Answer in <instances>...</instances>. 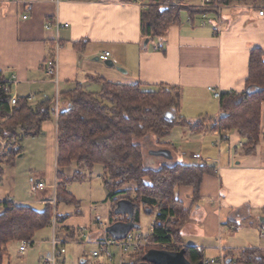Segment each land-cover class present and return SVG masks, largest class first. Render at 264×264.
<instances>
[{"label":"crops","instance_id":"1","mask_svg":"<svg viewBox=\"0 0 264 264\" xmlns=\"http://www.w3.org/2000/svg\"><path fill=\"white\" fill-rule=\"evenodd\" d=\"M145 4V0H0V71L4 81H13L11 94L26 97L30 106L49 100L55 110L42 123L40 134L20 141L13 164L3 167L0 204L9 199L31 207L56 203V116L67 107L64 96L77 83L86 92L100 90L98 78L118 84L139 83L145 91H155L159 85L176 86L181 93L177 113L194 123L203 116L216 119L220 115L219 98L213 90L220 93L245 90L250 50L260 48L264 61V17L258 15V10L264 9V0L233 2L203 14L189 15L183 11L179 23L171 25L159 40L143 33L141 10ZM189 5H201L200 0ZM46 24L49 26L45 27ZM105 52L109 53L106 60L101 58ZM51 56L57 61L53 77L47 75L44 66ZM218 131L223 136L219 141ZM178 133L193 148H187L184 155L183 150L178 153L174 149ZM259 137L254 155L242 153L239 144L243 145L245 139L236 130L192 132L186 126H177L166 141L171 158L176 159L174 163L183 158L188 164L214 167L213 172L203 176L197 201H193L192 188L181 186L176 190L184 209L189 210L182 230L193 215H200L194 241L188 242L181 233V244L201 250L202 258L228 253L238 258L249 248L259 249L264 255V101ZM28 139L44 152L50 161L48 167L55 170L52 183L44 179V172H36L37 179L46 187L36 192L30 187V196L18 190L20 177L34 165L22 162L27 151L21 142ZM194 153H200L201 159H194ZM162 163L166 162L159 164ZM95 166L100 167L103 176L102 167ZM81 169L72 164L60 171L69 179ZM83 180L84 175L75 182ZM69 183L66 189L79 201V207L56 203V212L66 215L63 222L54 223L59 231L55 229L50 238L36 240V235L53 222L37 231L23 253L18 251L19 242L7 243L3 264H45L43 256L52 247L54 238L70 240L76 231L89 229L90 225L81 229L66 224L71 213L80 214V200L68 189ZM105 201H109L107 191ZM59 204L74 210L58 211ZM2 209L0 205V212ZM241 223L246 229L255 230V239L245 241L241 234L244 228L237 234ZM212 251L216 255L209 256ZM57 261L66 264L62 254Z\"/></svg>","mask_w":264,"mask_h":264},{"label":"trees","instance_id":"2","mask_svg":"<svg viewBox=\"0 0 264 264\" xmlns=\"http://www.w3.org/2000/svg\"><path fill=\"white\" fill-rule=\"evenodd\" d=\"M238 1L242 0H210L209 6L203 7L186 5L182 0H146L141 10V27L146 36L159 40L171 25L179 23L183 11L189 15L203 14ZM262 54L260 48L250 50L244 91L220 93L218 118L203 116L194 123L177 113L181 93L176 86L159 85L155 91H145L139 83L118 84L98 78L99 92H86L77 83L66 92L67 107L56 116L55 202L79 207V201L67 191L66 184L82 180L83 174L77 170L68 179L60 171L62 167L74 163L78 168L91 171L93 166L99 165L111 202L110 220L114 215H122L123 221L128 220L127 215L115 212L120 199H128L134 204L132 221L138 228L140 210L152 211L156 206L152 233L147 238L160 244H168L173 238L179 243L175 250L184 249L185 257L192 264L202 259L201 250L181 244V231L188 221L189 210L184 209L176 190L181 186L192 188L193 201H197L202 178L213 172L214 167L179 162L146 167L142 145L153 139L156 149L170 150L166 139L177 126H186L192 132L236 130L245 139L242 153L254 155L260 141V111L264 101ZM4 78L0 71V82ZM9 98L10 94L0 89V139L6 140L4 150L0 152V175L4 166L13 164L20 151V141L40 134L42 123L55 114L49 100L30 106L26 97H17L16 103L10 106ZM167 113L171 114L170 119L166 117ZM56 203L47 202L42 210L9 200L0 204L3 207L0 212V264H3L7 243L24 239L31 243L37 231L52 222L65 220L66 215L56 212ZM116 221L111 220L109 224ZM147 250L149 248L141 246L137 251L139 257L128 264L140 263ZM224 257L234 259L230 253ZM235 263L264 264V255L256 248L244 249L235 258Z\"/></svg>","mask_w":264,"mask_h":264},{"label":"rangeland","instance_id":"3","mask_svg":"<svg viewBox=\"0 0 264 264\" xmlns=\"http://www.w3.org/2000/svg\"><path fill=\"white\" fill-rule=\"evenodd\" d=\"M201 1L202 0H200V4H201ZM196 2H197V0L196 1H194V0H182V3H184L186 5H189V3H196ZM88 91L99 92V90H88ZM148 91H152V90H148ZM180 128H182V127H180ZM216 135H217L216 139H218V141L221 140V138L223 137L219 131L217 132ZM171 136H175V133H174V135L171 134ZM180 138L181 137L179 136V133L174 138V140L176 141L174 149L177 150L178 153L183 150L182 153L184 155L185 152L187 151V148L193 150V148L191 147V144L186 143V141H182ZM12 139H11V143H13ZM167 140H168V138L166 139V141ZM5 143H6V140L0 139V152L4 150ZM21 146H22V148H24L25 151H27L23 155L25 157H23L22 162H24L26 160L28 163L32 162L34 165L31 166V168H30L31 170L29 169L30 171L26 170L27 173L25 172V175H22V177H20L19 184H18V190L20 193H26L28 196H30L29 194H32V193L30 191L28 178H30V176H34V177L37 176L38 177V175H37L38 172H41V173L44 172L43 173L44 179H46L49 183H52V181L54 180V176H55V170H54L53 166L48 167V164L50 161L45 157L44 152L43 151L41 152L39 147L32 144L31 141L29 142V139L25 142H21ZM239 146L242 149L243 145L239 144ZM154 150H156V145H155L153 139H149L148 141L144 142V144L142 145L143 158H144V162H145L146 167L157 168L158 166H160V164H159L160 162L174 163V161H176L175 158L167 159V158H164L162 156L152 155L151 152ZM177 161H179L181 163H185L183 158L181 160L178 159ZM151 162H154V163H151ZM72 164H74V163H72ZM70 166L62 167V169L63 168L64 169L69 168ZM81 171L84 175L83 182L71 181L69 183V186H68V189L70 191H72V193L77 197V199L80 200V214L74 215L73 213H71L66 224L70 225L72 227H81V229H84L86 227V225H90V226H89L88 230H86V229L82 230L83 234H85L86 236H80L82 232L76 231V234H75L76 236L75 235L72 236V238L70 240L69 239L61 240L63 242L62 246H64V249H65L62 256H64L66 258V264L107 263L105 256H103L102 254H100L99 257H97V258H95L91 255V252L97 248V245H96L97 239H101L103 237V235H102L103 230H100L101 229L100 227L93 226V222L101 221L105 226H107L111 220L112 221H114V220L123 221L122 215H114V217H112L111 220L109 218L108 214H109L111 202L105 201L106 191L103 187V182H102L103 176H102V172L100 170V167L94 166V169L92 171H88L87 169L82 168ZM21 172L24 173V171H21ZM1 177L2 176H0V179H1ZM45 187H46V185H45ZM32 207H34L37 210L43 209V207L39 206V205H32ZM95 209H96V211H95ZM63 210H72L73 211L74 208L65 206L64 204H59L58 205V211H63ZM156 213H157L156 206H153L152 211H150L149 213H147V212H145V210L141 209L140 210V226L137 229L131 230V232L134 234H141V235L145 236V241L148 244L143 245V246L144 247L146 246L149 249H152V248L165 249V250L177 249L179 246V243L173 238H171L170 243H168L165 246V248H163L160 243L153 242L147 238V235L150 234V228L153 224V221H154L153 219H154ZM188 224L189 225L184 230H182L181 233H183V237L186 240L188 239L187 241L190 242L198 233L197 229L200 226V215L199 214L193 215ZM51 226L42 230L38 234V237L36 235L35 239L36 240H44L46 237L50 238L51 233L53 231H55V229H56V231H59V229L56 227V225H54V222ZM242 229L244 231L241 234H242V236H244L243 239L245 241L246 240H252L254 238V235H256L255 230L246 229V226L244 223L240 224V229L237 231V234H239L241 232L240 230H242ZM93 233H95L97 236L95 237V235ZM86 237H88L89 239ZM54 240H57V239L54 238ZM192 241H194V240H192ZM8 245H10V243ZM8 245H6V246H8ZM52 248H53V246L46 253L51 252ZM109 250L113 254L114 259L112 260V262H110L108 264H119L120 258H119L118 252H117L118 249L115 246H110ZM9 251H11V250H9ZM46 253L44 254L43 258L45 257ZM207 253H209V251H207ZM138 255L139 254H137V252L132 253V254L122 255V260H124L123 263L128 264V263L132 262L133 260H136V258L139 257ZM212 255H216V252L212 251L211 254H209V256H212ZM219 256H217V257H219ZM217 257H215V258H217ZM81 260H84V262H82ZM232 262H234L233 264H235V258L232 260ZM56 264H58V261L56 262Z\"/></svg>","mask_w":264,"mask_h":264},{"label":"built area","instance_id":"4","mask_svg":"<svg viewBox=\"0 0 264 264\" xmlns=\"http://www.w3.org/2000/svg\"><path fill=\"white\" fill-rule=\"evenodd\" d=\"M209 4H210V0L201 1V6L203 7L209 6ZM258 15L261 17H264V9L258 10ZM23 17L25 18V16ZM48 26H49L48 24L45 25V27H48ZM108 54H109L108 52H105V54L102 55L101 58L106 60ZM44 66H45V71L47 75L53 77L56 72V68H57V61H56L55 56L49 57L45 61ZM11 83L13 84L14 82L13 81L11 82V80L0 82V89H2L6 94H10L9 105L13 106L17 101V96L11 94V87H10ZM213 92H214V96L219 98L220 92L214 91V90ZM192 157L198 160L201 159L200 153H194ZM29 184L33 192H36L38 190H42L43 188H45V183L40 181L34 176H30ZM93 226L100 227L103 231L105 228V225L101 221L93 222ZM80 236H86V235L83 234L82 232ZM30 244L31 243L28 240H25V239L21 240L19 242V247H18L19 253H23ZM62 244L63 242L61 240H54V239L52 240V246H53L52 251L46 253L45 257L43 258V262L45 264H56L57 257L63 254L65 251L64 246H62ZM147 244L148 243L145 241V237L143 235L134 234L131 231H129L126 234V236L121 240H116L112 238L111 236H109L108 234L105 235V232H103V237L101 239H97L96 241L97 248L91 252V255L97 258L99 257L100 254H102L103 256H105V259L107 262L103 264H108L112 262V260L114 259V256L109 250V248L110 246H115L118 249L117 252L120 258L119 264H124L123 263L124 260H122V255L135 253L139 250L141 246L147 245ZM166 245H167L166 243H161V246L163 248H165ZM194 264H233V263L232 262L227 263L225 257L223 255H220L217 258H202L199 261L195 262Z\"/></svg>","mask_w":264,"mask_h":264},{"label":"water","instance_id":"5","mask_svg":"<svg viewBox=\"0 0 264 264\" xmlns=\"http://www.w3.org/2000/svg\"><path fill=\"white\" fill-rule=\"evenodd\" d=\"M148 40H145V44ZM109 61V60H108ZM113 65L112 62L108 63ZM166 117L171 118V114L167 113ZM152 155L162 156L164 158H171L170 151L168 149H156L151 152ZM134 209V204L128 199H120L116 203L115 212L118 214H125L128 217L127 221H116L104 228V232L116 240L123 239L126 234L133 230L137 229L138 225L132 221V213ZM145 212L149 213L150 210L146 209ZM231 260L226 259V262L229 263ZM102 264V263H96ZM138 264H192L185 257V250H165V249H149L142 256V261Z\"/></svg>","mask_w":264,"mask_h":264},{"label":"flooded vegetation","instance_id":"6","mask_svg":"<svg viewBox=\"0 0 264 264\" xmlns=\"http://www.w3.org/2000/svg\"><path fill=\"white\" fill-rule=\"evenodd\" d=\"M230 262H232V261H230ZM232 263H234V262H232ZM236 264V263H235Z\"/></svg>","mask_w":264,"mask_h":264}]
</instances>
